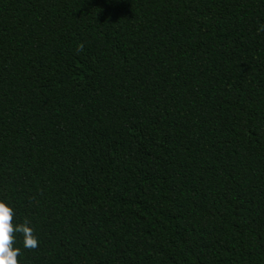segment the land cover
I'll list each match as a JSON object with an SVG mask.
<instances>
[{
	"label": "trees",
	"instance_id": "16d2710c",
	"mask_svg": "<svg viewBox=\"0 0 264 264\" xmlns=\"http://www.w3.org/2000/svg\"><path fill=\"white\" fill-rule=\"evenodd\" d=\"M262 26L264 0H0L20 264H264Z\"/></svg>",
	"mask_w": 264,
	"mask_h": 264
},
{
	"label": "clouds",
	"instance_id": "9594fccd",
	"mask_svg": "<svg viewBox=\"0 0 264 264\" xmlns=\"http://www.w3.org/2000/svg\"><path fill=\"white\" fill-rule=\"evenodd\" d=\"M264 32V26L259 29ZM81 44L77 51H82ZM16 213L14 208L0 200V264H20L19 257L22 251L17 244V235L23 237V247L35 250L39 246V240L35 230L30 226V221L25 219L22 224L15 222Z\"/></svg>",
	"mask_w": 264,
	"mask_h": 264
}]
</instances>
